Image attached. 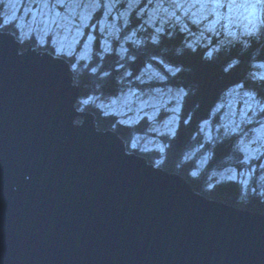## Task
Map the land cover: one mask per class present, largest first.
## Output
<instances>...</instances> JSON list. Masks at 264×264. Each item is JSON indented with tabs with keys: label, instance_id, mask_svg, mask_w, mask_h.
I'll list each match as a JSON object with an SVG mask.
<instances>
[{
	"label": "clouds",
	"instance_id": "9594fccd",
	"mask_svg": "<svg viewBox=\"0 0 264 264\" xmlns=\"http://www.w3.org/2000/svg\"><path fill=\"white\" fill-rule=\"evenodd\" d=\"M5 36L63 62L73 126L201 192L239 176L235 205L264 207V0H0Z\"/></svg>",
	"mask_w": 264,
	"mask_h": 264
},
{
	"label": "water",
	"instance_id": "95a60500",
	"mask_svg": "<svg viewBox=\"0 0 264 264\" xmlns=\"http://www.w3.org/2000/svg\"><path fill=\"white\" fill-rule=\"evenodd\" d=\"M75 96L63 62L0 37V264H264V215L73 126Z\"/></svg>",
	"mask_w": 264,
	"mask_h": 264
},
{
	"label": "trees",
	"instance_id": "16d2710c",
	"mask_svg": "<svg viewBox=\"0 0 264 264\" xmlns=\"http://www.w3.org/2000/svg\"><path fill=\"white\" fill-rule=\"evenodd\" d=\"M249 127H251V126H249ZM256 163L258 165L259 162H256ZM210 167H211V165H210ZM238 170H240V169L238 168ZM192 185H193V188L197 192L202 193L203 195H205L206 197H208L210 199L217 200L219 202H224L226 204L229 202L228 203L229 206H233V207H236V208H239V209L248 210V211H256V212L259 211V213H264V209H262V207L240 208V207H237L235 205V200H234L233 192L236 191L240 187L239 181L236 184L235 183L231 184L230 182H228L227 185L224 186V187H222L224 184L223 185L220 184V186L219 185H216V184H213V188L212 189H208L205 192H201L200 189H199V187L197 185H195V184H192ZM227 187H229V188H227ZM225 188H227V190H224ZM224 191L227 192V193H225ZM233 201H234V203H233Z\"/></svg>",
	"mask_w": 264,
	"mask_h": 264
},
{
	"label": "rangeland",
	"instance_id": "374dc122",
	"mask_svg": "<svg viewBox=\"0 0 264 264\" xmlns=\"http://www.w3.org/2000/svg\"><path fill=\"white\" fill-rule=\"evenodd\" d=\"M239 171V170H238ZM239 181V176H238V179H237V181H235V182H233V181H226V182H223V183H221V185H223L222 187H224V186H226L227 185V183L228 182H230L231 184H233V183H237ZM213 184H215V181L214 182H212ZM219 186H220V184H219ZM227 188H229V187H227ZM227 188H225V190H227ZM194 189V188H193ZM195 190V189H194ZM196 191V190H195ZM197 192V191H196ZM197 193H199V194H201V195H203L202 193H200V192H197ZM225 193H227V192H225ZM204 197H206L205 195H203ZM207 199H210V198H208V197H206ZM210 200H213V199H210ZM213 201H216V202H219V201H217V200H213ZM221 203H224V202H221ZM226 204V203H225ZM226 205H228V204H226ZM229 206V205H228ZM262 209H264L263 207H262ZM245 211H248V210H245ZM250 212H252V213H258V214H262V215H264V213H259V211L258 212H256V211H250Z\"/></svg>",
	"mask_w": 264,
	"mask_h": 264
},
{
	"label": "bare ground",
	"instance_id": "6f19581e",
	"mask_svg": "<svg viewBox=\"0 0 264 264\" xmlns=\"http://www.w3.org/2000/svg\"><path fill=\"white\" fill-rule=\"evenodd\" d=\"M191 185H192V184H191ZM192 186H193V185H192ZM224 190H225V189H224ZM228 190H229V189H228ZM224 192H225V191H224ZM206 193H207V192H206ZM221 195H222V194H221ZM226 199H227V198H226ZM219 200H220V199H219ZM228 203H229V202H228ZM228 203H227V204H228ZM233 203H234V201H233ZM223 204H225V203H223ZM251 209H252V208H251Z\"/></svg>",
	"mask_w": 264,
	"mask_h": 264
}]
</instances>
